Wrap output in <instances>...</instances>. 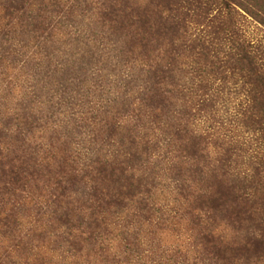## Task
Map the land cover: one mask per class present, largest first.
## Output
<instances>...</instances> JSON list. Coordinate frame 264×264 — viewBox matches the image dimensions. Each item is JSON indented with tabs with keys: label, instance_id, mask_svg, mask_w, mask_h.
<instances>
[{
	"label": "trees",
	"instance_id": "obj_1",
	"mask_svg": "<svg viewBox=\"0 0 264 264\" xmlns=\"http://www.w3.org/2000/svg\"><path fill=\"white\" fill-rule=\"evenodd\" d=\"M46 1L50 2L48 8H52L53 11L49 10V14H52V18H54L50 23H46L50 18L48 14L45 22L39 21L36 31L39 32L52 25V36L58 30L63 40H59L57 43H52L51 40V46L46 54L55 57L56 63L64 58L66 52L70 57L57 64L61 68L58 75L59 83L55 82L53 91L57 94L58 86H63L65 91L68 90L63 93L80 95L78 92H73L76 91L73 89L74 87L68 89L67 86H72L74 84L72 81L76 77H82V81L90 85L93 83L92 77L98 78L99 75L100 81L105 84L108 92L103 95L101 101L90 102L91 106H94L91 114L97 112L96 117H88L90 125H86L85 121L78 123L75 120H66L64 123L58 116L59 109H55L50 114L48 111L43 112L40 105L37 113L29 116L27 114L17 116L16 127L17 125L21 127L22 124L26 129L33 125V132L38 129V131L49 130L48 140L52 145L57 143L60 146L52 147L56 158L53 155L51 159L46 157L41 161V157L36 159V156L42 152L47 153L48 151H42L47 146L36 143L31 145V148L30 145H27L28 141L23 138V148L20 145L19 151L24 155L19 154V157L13 160L21 162L22 166L19 169L21 172L11 169L6 171L3 167L5 163L1 162L2 181L6 182L7 178H11V182L15 181L12 179L13 177L24 180L23 175L25 174L30 177L40 176L42 171H47V168H44L47 161H52L53 165L68 164L67 166L71 168L70 171L75 174V180L65 182L62 179L55 184L54 194L52 193L54 208L47 216H52L53 220L60 223L66 230L63 233L68 236L72 235L73 231L75 232V228L77 231L81 229L86 231L74 235L73 240L67 242L70 245V251H79L82 243L87 251H92L90 250L91 246L93 248L97 246L99 251L109 253L111 247L105 246L106 239H103L100 245L97 240H94V233L91 230L95 224H98L99 227L106 225L105 232L108 237H111L118 230L114 229L111 222V217L113 218L115 215L125 218V220L142 217L144 218L142 224L155 217L160 221H164V219L166 222L169 221L168 218H165L164 212H159L160 209L149 207V201L153 199V190L155 189L151 179H155L157 174H154L153 171L148 172L151 158L156 156L155 159H157L163 156V151L167 150L168 164H172L170 171L176 177L172 180L174 188L171 191L178 198L177 201L179 200V210L184 209L186 205L190 206L191 212L188 213L194 224V230L197 231L198 243L195 245L197 256L192 261L186 259L182 264H253L260 262L264 255V241H261L264 239V217L257 215L252 207L245 213L236 212L233 214L227 209L226 203L229 198L227 193H231V190L224 186L223 181H218L216 171L219 169L212 170V174L207 177V165L205 164L209 160V153L205 149L207 137L196 133L195 129L193 130L195 125L190 122V119L198 115H191L188 107L193 100L195 101L194 106L201 104V108L205 106L204 102L212 101V104L209 102L206 108L215 110L207 86L208 81L216 77L217 74L221 76L226 73L225 69L230 63V57L239 54L238 64H245V68L241 69L244 79L241 91L249 87L248 98L254 103V106L249 109L260 112V117H263L262 121H264V110H261L262 108L260 109L257 105L259 102L257 97L264 94V56H259L258 53L253 54L250 43L243 40L239 33L240 30L237 28L235 20L237 13L233 7L234 0H221L219 15L215 17L212 15L209 17L206 9L210 5L209 2L205 4L202 0H184L189 6L198 4L197 9L203 10L205 13L204 16H200L204 21L197 24H204L205 30L202 32L206 33L202 35L201 32L194 40L191 36L187 40L183 34H180L181 29L188 31L187 19H175V10L166 9V5L163 3L155 2L156 6L155 4L154 6L158 8L155 13L150 9V6L143 11L142 7L137 5L136 0L126 1L127 3L120 2L121 0H98L97 3L92 0ZM7 4L5 3L3 9L11 8ZM36 6L40 7L41 5ZM158 11L161 15L166 13L169 16L164 20L163 16H159ZM150 12L153 15H149ZM56 18L59 21L53 24ZM170 36V44L175 48L158 54L157 52L160 50L158 48H161L163 39H168ZM189 40L191 44L188 43ZM177 43L179 47L176 48ZM192 45L195 48L191 47ZM229 45L231 47L227 50ZM122 48H124L123 51ZM75 53H79L77 56L79 58L75 60L76 64L71 59ZM58 55L62 56L59 58ZM260 62L262 63L260 64ZM129 63L133 64L129 67L130 71L132 68V76L128 77V74L126 76L130 80L123 78L120 73L116 74L112 71L113 65L125 64L128 67ZM202 63L203 67H200ZM208 63L212 65L213 70H207ZM68 65H70V69H74L73 73L69 72ZM98 65L101 66L97 71L100 74L96 75L95 69ZM189 67H193L192 71L184 72V69ZM134 69L139 72H133ZM177 72L180 73V76L183 72L185 75L190 73L191 88L188 87L189 82L180 79V76L177 77ZM54 74H52V78L57 75ZM93 85L96 86V84ZM196 85L198 88L194 89L193 87ZM87 88L90 90L89 87ZM185 90H187L186 94ZM182 93L187 99H182L183 103L179 105ZM115 94L121 96L113 98L112 96ZM251 94L255 96L250 97ZM36 97L37 95L34 96V99ZM35 101L38 103L37 99ZM117 101L119 107L122 106L125 109L123 114L126 116L124 115L123 118L135 123L131 128V124L124 127V124L118 125L116 122L114 124L109 121L113 114L120 116L115 111ZM49 102L47 101V103ZM27 103L26 101L23 109L34 110ZM73 103V107H77L75 100ZM97 104H101L102 107L95 109ZM60 109L66 108L60 106ZM198 112L200 111L198 110ZM85 114L89 115V111ZM9 121H6L5 126L11 124L10 128H12L14 120ZM80 123L84 124L81 126ZM71 125L73 127H70ZM101 125L103 128L96 130ZM20 127L19 130L16 128L13 133L16 136L8 135L6 140L9 143L14 137L17 138V132L21 136L22 130L20 129L22 127ZM32 133L30 137H32ZM85 137L90 139L86 143ZM100 137L101 140H98ZM80 147L83 149H79ZM75 153L84 155L79 159L77 155L74 156ZM3 156L4 153L0 151V158ZM9 157L10 154L5 155V158ZM59 158L64 159L60 162ZM172 160L180 162L174 164V161L171 162ZM182 164L183 166H181ZM25 165L26 167H23ZM60 165L58 169L62 168ZM15 168L17 170V167L13 165V169ZM221 168H224V164ZM14 183L17 185V181ZM23 186L18 191L26 192L24 189L27 188L25 185ZM77 187L80 188L77 189ZM135 205L136 207H134ZM114 209L116 213H112ZM48 210L43 207L39 214L44 216ZM144 212L151 217L145 218ZM2 214L5 215V213ZM157 214L158 216H156ZM86 216L89 222L82 227ZM5 217L7 218L4 219L8 222V218H15L13 215H5ZM138 224L136 230L131 228L126 231L122 230L120 235L126 234L122 240L131 246L126 245L124 247L126 252L124 251L122 254L120 251V256H114L110 260L111 264H132L133 256L137 257L139 264L141 260H144L143 264H147L144 257L145 252L141 250L142 234L140 235V230L142 227ZM221 225L228 226L229 231H220ZM84 233L90 236L83 239ZM230 233L234 234L235 238L230 239ZM88 241H93L96 245H93L92 242L87 243Z\"/></svg>",
	"mask_w": 264,
	"mask_h": 264
},
{
	"label": "rangeland",
	"instance_id": "obj_2",
	"mask_svg": "<svg viewBox=\"0 0 264 264\" xmlns=\"http://www.w3.org/2000/svg\"><path fill=\"white\" fill-rule=\"evenodd\" d=\"M126 1L130 2V0H121L120 2L127 3ZM92 2L97 3L98 0H92ZM155 2L163 3L166 5V9L175 10V19H187L186 24L189 26L188 31L184 29L180 30V34H183V37L187 38V40L190 36L194 40L205 30L204 24H197L204 21L200 16H204L205 14L203 10L199 11L197 9L198 4L189 6L184 0H136L137 5L141 6L143 11L148 9L149 6L152 11L158 9L155 7ZM202 2L205 4L208 2L210 3V5H208L209 7H206L209 17L210 15H212V17L219 15L221 0H202ZM233 2V7L237 13V17L235 18L237 22L236 26L240 30L239 33L243 37V40L250 43L253 54L258 53L259 56H264V0H234ZM5 3H8L7 5L11 6V8L3 9ZM49 3L50 2L46 0H0V151L4 153V156L0 158V163H5L3 167L6 171L11 169L15 172H21L19 171L22 166L21 162L13 160L19 157V148L20 145H22L23 138L28 141L27 145L33 146L36 143L37 145L42 143L47 146L46 149L42 150L48 151L47 153L42 152L36 156V159L41 157V161L46 157L50 159L53 155L55 157L56 155L52 152V149L54 146H60L57 143L52 145L48 140L50 134L49 130L38 131V129L33 132V125H30L28 129L23 127L22 124V128L20 125L16 127L17 116H24L25 114L29 116L33 113H37V110H39L38 106L40 105L43 108V112L48 111L50 114H52L55 109H59L58 116L64 123L66 120H75L78 123L85 121L86 125H90L88 117L94 118L97 115V112L91 114L93 111L92 107L94 106H91L90 102L101 101L103 95L108 92V89L105 88V84L100 81L99 75L98 78L96 76L92 77L93 83L90 85L83 82L82 77H76V81H72L74 84L69 87L67 86L68 89L74 87L73 89H76V91L73 92H78L80 95L63 93L68 91H65L63 86H58L59 90L57 94L53 91L56 85L55 82H58L59 70L61 69L57 64L61 61H66L69 56H67L66 52L64 58L56 63L55 57L46 54L49 46H51V40L52 43L63 40L58 30L54 32V36H52V25L49 28L45 27V31H36L39 21L45 22L49 10L53 11L52 8H48ZM36 5L41 6L39 7ZM155 13H157V11H155ZM149 15H153V13L150 12ZM160 15L161 14H159V16ZM49 16L50 18L46 23L53 21L54 17L52 18V14H49ZM161 16H163L165 20L169 15L164 13ZM188 20H190V22H188ZM58 21V18L54 19L53 24ZM152 22H154V20H152ZM205 33L206 32H202V35H205ZM170 39L171 36L168 37V39H163L161 48H158L160 49L159 52H157L158 54L168 49L171 50L175 48L171 46ZM188 43L191 44V41L189 40ZM177 47H179L178 43L176 44V48ZM191 47H193V45ZM191 47L190 49L192 50ZM230 47L231 45H229L227 50H229ZM123 50L124 48H122V51ZM61 56L62 55H58L59 58ZM73 56L74 57L71 59H73L74 64H76L77 62L75 60L79 58L77 57L79 53H75ZM239 57V54L230 57V63L225 69L226 73L221 76L217 74L218 77L216 76L208 81L207 86L210 90L209 94L215 105V110H207L206 108L209 102L212 104V101L204 102L203 104H205V106L201 108V104H196V106H194L195 101L193 100L188 105L190 109L189 112L191 115L198 116L191 118L190 122L194 123L195 128H193V130L195 129L196 133L203 134L204 137H207V141H205V149L209 153V160L205 163L207 165V177L212 174V170L219 169V171H216L218 174V181H223L224 186L231 190V193H227L229 196L228 202L226 203L227 209L232 211L233 214L236 212L245 213L252 207L257 215L264 217V121H262L263 117H260V112L249 109L254 106L253 101L248 98L250 95L249 87L241 91V86L244 82L241 69L245 68V64H238ZM259 59L261 60V57H259ZM203 63L205 65V62ZM203 63L200 67H203ZM261 63L262 62H260V64ZM123 65H113L112 71L116 74L120 73L123 78L130 80L128 77L132 76V68L130 71L129 67L133 64L129 63L128 67H126L125 64ZM208 65L209 68L207 70H213L212 65H210V63H208ZM68 67L70 70L69 72L73 73L74 69H70V65H68ZM100 67L101 66L98 65L95 69L96 75L100 74L97 72ZM137 69H134L133 72H139ZM192 69L193 67L185 68L184 72H190ZM184 72L181 76L180 73L177 72V77L180 76V79L189 82L188 87L191 88L192 81L189 80L190 73L188 76L185 75ZM54 73L57 75L52 78L51 76ZM127 74L128 77H126ZM93 84H96V86ZM87 87H89L90 90ZM193 88L195 89L198 87L196 85ZM186 92L187 90H185V94ZM34 94L37 95L35 99L38 100V103L34 99ZM119 96L121 95L115 94V96L112 97L119 98ZM253 96L255 95L251 94L250 97ZM180 98L181 101L179 105L183 103L182 99H187L183 93L180 95ZM257 99L259 101L257 105L260 109L262 108L261 110H264V94L258 96ZM74 100L77 103V107L75 108L73 107ZM26 101L28 102V106L33 107L34 110L28 111L23 109ZM47 101L50 102L47 103ZM118 101L115 111L120 116L113 114L109 121L111 123L116 122L118 125L124 124V127L131 124V128L135 123L129 121V119L123 118L124 115L126 116V114H123L125 109L122 106L119 107ZM60 106L66 109H60ZM99 107H102L101 104H97V108L95 109ZM198 110L200 112H198ZM87 111H89V115L87 114L88 116L85 114ZM112 118L114 119L112 120ZM12 120H14L12 128H10L11 124L5 126L6 121L11 122ZM84 123H80V125L82 126ZM102 126L103 125L98 126L96 130H101L103 128ZM19 127L21 128L20 130H22L21 136L19 132H17V138L14 137L9 143L6 140L8 139V135L12 137L16 136V134L13 135V133H15L16 128L19 130ZM70 127H73V125ZM4 133L5 136H3ZM31 133L32 137H30ZM101 137L98 138V140H101ZM85 139V143L90 140L86 137ZM98 146L99 144L97 147ZM21 147L23 148V145ZM79 149L83 148L80 147ZM166 152L167 150L163 151V156L157 159H155V155V157L151 158L148 172L153 171L154 174H157V177L151 179L154 181L151 183L155 186V189L153 190V199L149 201V207L160 209L159 212H164L165 218H168L169 221L166 222L165 219L164 221H160L155 217L147 220L145 224H142L144 220L142 217L125 220V218L123 219L115 215L113 218L111 217V222L113 223L114 229H121V231L117 230L111 237H108L107 232H105L106 225H101L99 227L97 226L98 224H95L91 230V232L94 233V240H97L100 245L103 239H106L105 246L109 245V248L111 247L109 253L99 251V247L97 246L95 248L91 246L90 250L92 251H87L82 243V248L79 247V251H70V245L67 242L72 241L75 237L74 235L86 231L83 229L77 231L75 228V232L73 231V234L68 236V234L66 235L63 233L66 230L60 223L53 220L52 216H47L54 208V205H52L54 201L52 193L56 188L55 184L62 179L65 182H72L75 180V174L70 171L71 168L67 166L68 164L53 165L52 161H47L48 163L44 164V168H47V171H42L40 176L34 175L30 177L25 174L23 175L25 178L24 180L13 177L12 179L17 181V185L14 183L15 181H12L13 183L11 182V178L5 179L6 182L2 181L0 170V264H111L110 260L114 256H120V251L122 254L124 251L126 252L124 248L126 245L131 246L127 244L125 240H122L126 235H120L122 230L126 231L128 228L136 230L138 222V225L142 227V230H140V235L142 234L141 250L145 252L144 257L146 258L145 260H147V264H182L186 259L192 261V259L197 256L195 254V245L198 243L196 239L197 231H195L196 229L194 230V224L188 213L191 212L190 206L186 205L184 209L179 210V200L177 201L178 198L171 191L174 188L172 180H174V178L176 179V177L175 174H172L170 171L172 164H168L169 158ZM9 154L10 157L8 159L5 158V155ZM76 155L80 159L84 154L75 153L74 156ZM63 159L59 158V161L62 162ZM171 162L178 164L180 161L172 160ZM223 164L224 168H221ZM13 165L17 167V170L16 168L13 169ZM59 165L62 168L58 169ZM181 166H183V164ZM23 167H26V165ZM23 185L27 188L24 189V191L26 190L24 193L20 190L18 191L20 187H24ZM78 188L80 187H77V189ZM43 207L49 209V212L47 211L44 216H41L39 211ZM134 207H136V205ZM2 213H5V215H13L15 218H8V222L4 219L7 217ZM112 213H116V210H112ZM143 216L145 218L151 217L145 212ZM156 216H158V214ZM100 219L102 220V217ZM88 222L89 220L86 216L82 227L86 226ZM221 226L220 231H229L228 226ZM37 229L38 231H35ZM88 236L90 235L84 233L83 239L88 238ZM229 236L230 239L235 238L234 234L230 233ZM261 241H264V239ZM91 242L93 245L95 244L93 241ZM91 242L88 241L87 243ZM132 258V264H139L137 257L133 256ZM143 261L141 260L140 264H143ZM253 264H264V255L260 262H254Z\"/></svg>",
	"mask_w": 264,
	"mask_h": 264
}]
</instances>
